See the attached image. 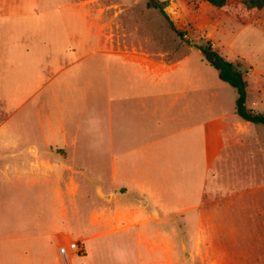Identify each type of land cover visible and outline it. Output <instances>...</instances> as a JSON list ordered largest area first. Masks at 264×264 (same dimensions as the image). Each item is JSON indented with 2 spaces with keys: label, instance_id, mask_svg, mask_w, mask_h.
Instances as JSON below:
<instances>
[{
  "label": "rangeland",
  "instance_id": "rangeland-1",
  "mask_svg": "<svg viewBox=\"0 0 264 264\" xmlns=\"http://www.w3.org/2000/svg\"><path fill=\"white\" fill-rule=\"evenodd\" d=\"M157 2H163L164 11L183 35L171 28ZM74 4L87 11L94 35L110 48L143 51L168 62L194 52L188 57L190 70L227 107L235 108L236 88L200 60L199 46L210 41L224 57L247 71L246 105L264 113V4L251 6L249 0H227L222 7L207 0H0V134L21 130V121L28 117L29 137L42 146L35 137V104L19 109L1 100L8 96V63L17 50L28 48L35 55L54 45L65 52L83 43L66 35H78L75 30L79 28L85 32L76 24L79 7ZM99 47L94 40L76 49ZM101 58L94 54L63 75L75 74ZM71 59L62 56V64ZM71 83L83 84L77 79ZM85 100L89 110L93 100ZM95 104L98 109L100 99ZM70 108L64 113L67 117L73 115ZM238 128L240 135L232 142L237 147L234 160L220 164L199 214L182 209L190 202L181 200L180 194H166L169 186L164 177L157 178L160 184L154 195L148 178L133 182L118 173L113 180L109 158L102 162L97 153L75 154L68 161L75 178L69 186L62 183L61 207L65 220L71 221V230H67L71 239L62 245L77 240L85 250L83 254L70 250L67 258L60 253L63 264H264V166L261 169L260 163L264 124L241 123ZM96 179L105 192L114 194L103 193L100 187L96 190ZM4 181L0 177V186ZM120 187L126 188L124 193L116 190ZM4 202L0 199V204Z\"/></svg>",
  "mask_w": 264,
  "mask_h": 264
},
{
  "label": "crops",
  "instance_id": "crops-1",
  "mask_svg": "<svg viewBox=\"0 0 264 264\" xmlns=\"http://www.w3.org/2000/svg\"><path fill=\"white\" fill-rule=\"evenodd\" d=\"M77 7L76 24L85 32L79 28L78 35H66L83 42L79 46L62 52L53 45L37 51L38 56L27 48L10 56L8 96L1 100L19 109L35 104V137L42 146L29 137L28 117L21 121V130L0 134V177L5 180L0 186L5 201L0 204V264H63L60 248L72 240L62 245L71 239V221L65 220L61 207L62 183L69 186L75 178L68 164L75 154L97 153L102 162L109 158L113 180L118 173L133 182L148 178L154 195L157 178L164 177L166 194H180L190 202L182 209L199 214L220 164L234 160L238 125L253 124L238 115V96L235 108L227 107L190 70L188 57L194 52L168 62L143 51L110 48L94 35L87 11ZM51 37L55 40V34ZM94 40L99 48L76 49ZM94 54L102 56L95 65L63 75ZM62 56L72 59L62 64ZM71 79L83 84L73 86ZM87 98L93 100L89 110ZM68 106L73 114L69 117L64 115ZM263 153L261 147V169ZM94 183L96 190L114 194L105 192L97 179ZM116 190L124 193L126 188Z\"/></svg>",
  "mask_w": 264,
  "mask_h": 264
},
{
  "label": "trees",
  "instance_id": "trees-1",
  "mask_svg": "<svg viewBox=\"0 0 264 264\" xmlns=\"http://www.w3.org/2000/svg\"><path fill=\"white\" fill-rule=\"evenodd\" d=\"M207 1L216 7H222L227 2V0ZM249 4L251 6L262 7L264 0H249ZM157 6H159L163 11L165 17L170 23L171 28L179 35H183L184 32L175 26L169 15L164 11L163 2H157ZM199 48L202 51L203 60L206 61L207 64L217 69L220 79L236 88L238 92V97L236 100V110L238 115H240V117L246 121H250L255 124H264V113L254 112L246 105L248 82L245 78V73L247 71L240 68L239 65L233 61L224 57L210 41L199 46Z\"/></svg>",
  "mask_w": 264,
  "mask_h": 264
},
{
  "label": "built area",
  "instance_id": "built-area-1",
  "mask_svg": "<svg viewBox=\"0 0 264 264\" xmlns=\"http://www.w3.org/2000/svg\"><path fill=\"white\" fill-rule=\"evenodd\" d=\"M70 250H74L76 253H84V245L80 243L79 241L72 240L70 241L66 246H62L60 248L61 253L64 255L65 258H67V255L69 254Z\"/></svg>",
  "mask_w": 264,
  "mask_h": 264
},
{
  "label": "water",
  "instance_id": "water-1",
  "mask_svg": "<svg viewBox=\"0 0 264 264\" xmlns=\"http://www.w3.org/2000/svg\"><path fill=\"white\" fill-rule=\"evenodd\" d=\"M108 196V195H107ZM144 202V200H142Z\"/></svg>",
  "mask_w": 264,
  "mask_h": 264
}]
</instances>
